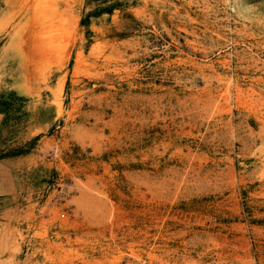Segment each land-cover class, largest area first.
I'll list each match as a JSON object with an SVG mask.
<instances>
[{
  "label": "rangeland",
  "instance_id": "1",
  "mask_svg": "<svg viewBox=\"0 0 264 264\" xmlns=\"http://www.w3.org/2000/svg\"><path fill=\"white\" fill-rule=\"evenodd\" d=\"M0 264H264V0H0Z\"/></svg>",
  "mask_w": 264,
  "mask_h": 264
},
{
  "label": "crops",
  "instance_id": "2",
  "mask_svg": "<svg viewBox=\"0 0 264 264\" xmlns=\"http://www.w3.org/2000/svg\"><path fill=\"white\" fill-rule=\"evenodd\" d=\"M0 166H3V165H0Z\"/></svg>",
  "mask_w": 264,
  "mask_h": 264
}]
</instances>
